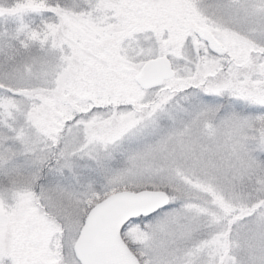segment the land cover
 <instances>
[{"label": "rangeland", "instance_id": "374dc122", "mask_svg": "<svg viewBox=\"0 0 264 264\" xmlns=\"http://www.w3.org/2000/svg\"><path fill=\"white\" fill-rule=\"evenodd\" d=\"M157 57L175 76L140 90ZM124 189L170 199L122 229L141 264H264V0L0 1V264H79Z\"/></svg>", "mask_w": 264, "mask_h": 264}, {"label": "water", "instance_id": "95a60500", "mask_svg": "<svg viewBox=\"0 0 264 264\" xmlns=\"http://www.w3.org/2000/svg\"><path fill=\"white\" fill-rule=\"evenodd\" d=\"M197 37L206 42L212 53H224L208 30L198 29ZM174 76L170 61L157 57L145 62L134 80L140 89L150 90ZM168 204L169 197L162 190H122L108 195L86 214L73 247L75 258L79 264H141L121 231L130 220L149 217Z\"/></svg>", "mask_w": 264, "mask_h": 264}, {"label": "trees", "instance_id": "16d2710c", "mask_svg": "<svg viewBox=\"0 0 264 264\" xmlns=\"http://www.w3.org/2000/svg\"><path fill=\"white\" fill-rule=\"evenodd\" d=\"M1 2H10V4H14L15 1H19V0H0ZM33 1H41V2H44L46 6H48L49 8H52V7H55V6H58L59 9L63 8L64 6H66L69 2H72L73 0H33ZM52 12V10H51ZM23 46H26V47H23ZM22 47V48H21ZM37 47V45L34 43V42H24L23 44H20V42H16L13 44V48L15 50V53H18V49H23V53H24V50L27 51V49H32V48H35ZM28 49V50H29ZM99 200H97L96 202H98ZM95 202V203H96Z\"/></svg>", "mask_w": 264, "mask_h": 264}, {"label": "flooded vegetation", "instance_id": "af4514ba", "mask_svg": "<svg viewBox=\"0 0 264 264\" xmlns=\"http://www.w3.org/2000/svg\"><path fill=\"white\" fill-rule=\"evenodd\" d=\"M204 84H206V82H203V83H202V85H204ZM190 88H191V87H187L186 89L188 90V89H190Z\"/></svg>", "mask_w": 264, "mask_h": 264}]
</instances>
